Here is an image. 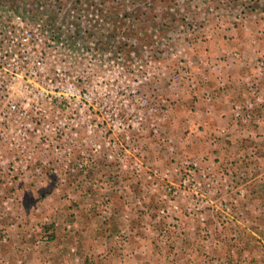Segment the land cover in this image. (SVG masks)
I'll return each instance as SVG.
<instances>
[{
	"label": "rangeland",
	"instance_id": "rangeland-1",
	"mask_svg": "<svg viewBox=\"0 0 264 264\" xmlns=\"http://www.w3.org/2000/svg\"><path fill=\"white\" fill-rule=\"evenodd\" d=\"M10 27L43 33L45 73L65 71L86 85L99 117H53L61 135L20 145L0 133L1 174L19 182L56 175L60 182L38 189L57 188L54 206L72 207L79 227L131 216L132 207L137 221L161 227L152 239L168 243L154 251L169 254L165 264H264V0H2L0 33ZM212 82L230 89L229 112L209 116V131L198 132L190 101L197 91L210 113ZM41 197L18 198L23 212L0 199L1 240L16 210L20 235L43 239L44 226L31 225ZM130 238L118 236L122 245Z\"/></svg>",
	"mask_w": 264,
	"mask_h": 264
},
{
	"label": "crops",
	"instance_id": "crops-1",
	"mask_svg": "<svg viewBox=\"0 0 264 264\" xmlns=\"http://www.w3.org/2000/svg\"><path fill=\"white\" fill-rule=\"evenodd\" d=\"M209 42L211 41H208V44ZM223 52H225L224 48L221 53ZM226 68L227 67L224 66V70H226ZM246 68L245 70H248V67ZM227 76L230 75L227 74ZM232 83V81H229L228 86L230 87ZM212 85L217 89L214 93L216 97L213 100L217 101V104L210 113H207L208 108L204 106L205 99H202L203 96H198L196 94L197 91H195L196 98L190 101L191 108L187 113V115L190 116L188 123H190L189 126H192V128L197 127L198 132L207 133L209 131L206 130L205 125L206 119H208L209 116L213 115V117H216L222 112H229L227 109L229 99H227V97L230 95V89L221 90L219 88L220 90H218L216 83L212 82L210 86ZM206 88L205 86L204 89ZM206 91L207 90H205L204 93ZM184 98L186 100V96L183 97V99ZM180 99L183 100L182 96ZM181 100L178 102H181ZM219 118H221V116H219ZM227 120L228 117L220 120L219 126L225 124L224 122ZM260 131L261 135H263L264 125ZM250 133H252V131H249V134ZM33 135L35 134L30 133V137ZM47 135L50 136L51 133H47ZM8 136L13 139H18L19 141V137L17 138L18 135L8 134ZM247 137L253 139L252 135H248ZM258 140L261 144V140L263 141L264 137ZM259 148L262 149V147ZM2 152L3 154H7L5 156L8 157L13 153L9 151L8 146L2 147ZM8 157L3 158L8 159ZM6 164L8 165L9 163ZM18 164L19 163H15L14 166ZM58 164L67 165L68 163L61 160ZM262 170H264V164ZM8 176L7 174L0 173V199L4 200L3 202L1 201V203L6 205L8 212L14 207L23 212V207H20L18 204V198H36L37 195H41L45 203L36 202V209L38 212L36 217L40 218L35 219L38 220L36 221L37 223H32L31 225L40 224V226H44L43 228L53 226L52 230H54L56 237L52 242L47 243L44 241V238L39 240L42 232L39 237L32 241L28 239L29 236L27 233L26 237H24V233L20 235V229L18 230V212L16 210L14 212L16 218L13 223H8V225H6L9 229L6 231L9 236L8 239H0V247L4 248H0V264H165L170 262L168 253L165 254V252H163L155 254L154 252L156 250V245L166 246L168 244L164 241L165 238L162 237L163 235L160 238L157 237V239H152V236L156 233L162 234L161 227L152 226L149 222L144 221L147 218L145 216L142 221H137L136 217H134L135 215L132 207L128 209V212L132 214L131 216H128L125 211L114 212V219L110 220L109 223H90V225L87 224L86 226L83 224L79 227L78 221L75 218L77 214L75 210L73 211L72 207H69L71 209L66 211V209L62 207L54 206L53 202L58 203V201H61L60 193L57 188L55 189L52 187V189L48 191L45 190L44 193L38 189L42 188L48 181L50 183L55 182L56 175L53 173L48 175L47 172L42 171L37 177L31 179L23 176L25 179L22 177L23 181L20 182L18 179L11 180L10 176ZM69 178L68 174L66 180H69ZM22 179L20 178V180ZM26 180H29L30 183L24 184V182H27ZM56 180L60 182L61 179ZM20 185H25V189L18 188ZM73 194L74 192L71 194L69 191V197H72ZM52 199L54 200L51 203L50 200ZM0 209L5 210V213H7L5 208L1 207ZM86 209L89 215L88 217L90 218L91 212L93 213V211H91L92 209L89 207H86ZM93 216L94 215H92V217ZM119 216L121 218L120 220L117 219ZM122 220L125 221L124 224L121 223ZM111 222H113V224ZM125 228L127 230H125ZM119 229L121 233L125 232L128 236L132 237V239L130 238V240L123 245L120 244V239H118V236L121 234ZM94 230L95 233L93 235L85 234L94 232ZM101 230L103 231L98 233ZM29 233L30 232H28V234Z\"/></svg>",
	"mask_w": 264,
	"mask_h": 264
},
{
	"label": "built area",
	"instance_id": "built-area-1",
	"mask_svg": "<svg viewBox=\"0 0 264 264\" xmlns=\"http://www.w3.org/2000/svg\"><path fill=\"white\" fill-rule=\"evenodd\" d=\"M12 29L0 33V133L18 135L20 145L30 133H51L54 139L61 135V129L50 128L47 120L53 117L68 114L76 119L89 114L98 118L99 109L92 104L86 85L72 81L65 71L45 73L49 52L40 45L43 33L31 28L16 33ZM89 164L86 160L78 166L86 168Z\"/></svg>",
	"mask_w": 264,
	"mask_h": 264
},
{
	"label": "trees",
	"instance_id": "trees-1",
	"mask_svg": "<svg viewBox=\"0 0 264 264\" xmlns=\"http://www.w3.org/2000/svg\"><path fill=\"white\" fill-rule=\"evenodd\" d=\"M97 167H98V165H97ZM97 167H96V169H97ZM98 172H100L99 168H98ZM114 177H115V175L113 174L112 176H109V178H107V179L108 180H112L113 183L115 182L114 184H116V179L117 178L114 179ZM262 191H264V184L261 186L260 190H258L257 195L260 194V192H262ZM52 227L53 226H50L49 228L45 227L44 231H43V238H44V241L47 242V243L52 242L55 239V237H56L54 230H52Z\"/></svg>",
	"mask_w": 264,
	"mask_h": 264
}]
</instances>
